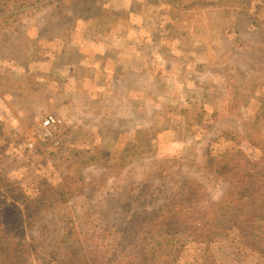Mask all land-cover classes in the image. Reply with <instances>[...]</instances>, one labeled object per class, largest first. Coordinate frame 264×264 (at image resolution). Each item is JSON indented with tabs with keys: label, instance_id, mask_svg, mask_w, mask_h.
<instances>
[{
	"label": "rangeland",
	"instance_id": "374dc122",
	"mask_svg": "<svg viewBox=\"0 0 264 264\" xmlns=\"http://www.w3.org/2000/svg\"><path fill=\"white\" fill-rule=\"evenodd\" d=\"M0 6V17L27 13L0 29V264L31 248L29 228L40 215L59 220L65 209H77L78 196L67 201L70 167L63 156L83 157L87 149L96 161L111 152L142 162L127 146L129 131L123 129L139 120L156 123L161 152L195 166L202 157L188 154L185 146L198 142L188 125H200L192 114L200 110L204 92L220 97L223 118L239 141L248 134L243 117L263 111L258 102L264 103V0H16ZM225 51L237 53L226 65L233 67L232 82L229 68L220 64L218 69ZM106 52L113 56L107 67L117 91L113 100L118 94L141 110L115 124L124 132L114 135L116 143L109 123H101L93 111L107 103L106 97L95 94L88 102L81 90L80 111L82 101L74 92L81 78L93 93L109 85L97 82L105 72L100 60ZM118 73L125 83L115 78ZM233 90L240 106L227 111ZM107 104L115 116L114 102ZM49 115L56 122L45 125ZM78 117L90 119L81 127ZM238 183L249 196L251 184L244 178ZM50 204L58 206L46 210ZM219 214L225 222L227 210ZM212 246L219 264H249L242 248L217 239L188 244L178 264H199L200 248ZM22 261L19 256L16 264ZM69 262L66 255L60 264Z\"/></svg>",
	"mask_w": 264,
	"mask_h": 264
},
{
	"label": "trees",
	"instance_id": "16d2710c",
	"mask_svg": "<svg viewBox=\"0 0 264 264\" xmlns=\"http://www.w3.org/2000/svg\"><path fill=\"white\" fill-rule=\"evenodd\" d=\"M14 1L0 3L7 6ZM20 13L0 17V29L27 14ZM236 56V52L225 51L223 58L219 54L217 60L218 69L220 64L229 68L231 82L236 79L231 72L233 67L226 65ZM112 57L108 52L104 54L105 72L97 81L101 86L108 80L109 85L93 93L85 89L88 82L81 78L82 83L74 92L82 101L79 110L85 104L81 90L88 102L94 101L95 94L106 97L104 102H114L115 116L107 103L93 111L101 123H109V135L116 143L119 137L114 135L123 131L116 129L115 124H125L129 121L125 115L138 116L141 110L129 106L131 103L118 94L113 100V92L117 91L107 72ZM115 78L126 81L121 73ZM202 96L200 110L192 114L200 125H188L198 142L185 146L188 154L202 157L201 164L188 166L181 163L177 154L161 152L156 123L151 126L134 120L125 124L123 129L129 131L127 146L140 154L142 162L122 160L111 152L96 161L87 149L83 157L63 156L70 167L64 181L70 196L67 201L78 196L77 209H65V216L59 220L40 215L34 220V227L29 228L31 248L12 254L7 263L16 264L22 256L21 264H60L69 255L68 264H178L188 244L217 239L232 241L242 248L249 264H264V107L262 112L257 109L243 117L248 134L239 141L233 135L232 124L223 118L220 97L210 98L205 92ZM239 97L233 90L227 111L240 106ZM118 113L123 115L117 117ZM75 119L77 126L82 127V121L87 123L90 118ZM243 178L252 186L249 196L240 189L238 182ZM65 203L63 200L60 206ZM55 206L58 205L50 204L46 210ZM220 210H227L225 222L221 221ZM73 247L78 249L72 251ZM199 254V264H219L214 246L201 247Z\"/></svg>",
	"mask_w": 264,
	"mask_h": 264
},
{
	"label": "built area",
	"instance_id": "2783aa9c",
	"mask_svg": "<svg viewBox=\"0 0 264 264\" xmlns=\"http://www.w3.org/2000/svg\"><path fill=\"white\" fill-rule=\"evenodd\" d=\"M55 122H56V120H55L54 116L49 115V116L46 118L44 124H45V125H52V124H54Z\"/></svg>",
	"mask_w": 264,
	"mask_h": 264
},
{
	"label": "crops",
	"instance_id": "0c3cea01",
	"mask_svg": "<svg viewBox=\"0 0 264 264\" xmlns=\"http://www.w3.org/2000/svg\"><path fill=\"white\" fill-rule=\"evenodd\" d=\"M102 60H103V59H101L100 62H102ZM4 199H6V197H5Z\"/></svg>",
	"mask_w": 264,
	"mask_h": 264
}]
</instances>
